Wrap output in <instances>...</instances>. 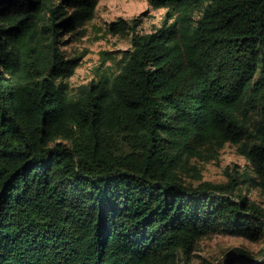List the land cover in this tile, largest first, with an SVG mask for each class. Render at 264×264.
<instances>
[{
  "label": "trees",
  "instance_id": "1",
  "mask_svg": "<svg viewBox=\"0 0 264 264\" xmlns=\"http://www.w3.org/2000/svg\"><path fill=\"white\" fill-rule=\"evenodd\" d=\"M147 1L162 25L109 22L130 46L72 88L63 36L98 0H0V264H189L215 234L264 243L242 186L264 197V0ZM227 143L245 168L203 179ZM219 264H264V245Z\"/></svg>",
  "mask_w": 264,
  "mask_h": 264
},
{
  "label": "rangeland",
  "instance_id": "2",
  "mask_svg": "<svg viewBox=\"0 0 264 264\" xmlns=\"http://www.w3.org/2000/svg\"><path fill=\"white\" fill-rule=\"evenodd\" d=\"M166 9L153 8L147 0H98L94 18L76 33L65 34L62 49L67 57H77L73 74L69 78L72 88L87 83L95 72V67L102 62L101 52L114 53L130 46L133 33L112 34L107 31V24L119 18L134 19L135 30L150 33L163 23ZM169 20L167 23H169ZM103 67L109 60L103 61ZM8 77V74H5ZM246 161L229 143L220 150L218 158L200 163L203 179L224 182L229 173L235 174L245 168ZM243 192L260 205L264 206V197L247 183H243ZM262 241L236 237L229 234H215L211 238L199 240L190 250L189 264H219L225 252L233 247L247 250L255 256L263 247Z\"/></svg>",
  "mask_w": 264,
  "mask_h": 264
}]
</instances>
